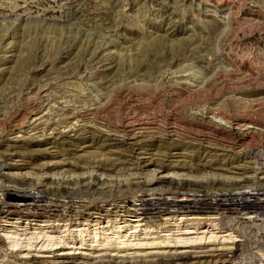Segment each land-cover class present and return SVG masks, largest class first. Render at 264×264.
Wrapping results in <instances>:
<instances>
[{
  "label": "rangeland",
  "instance_id": "374dc122",
  "mask_svg": "<svg viewBox=\"0 0 264 264\" xmlns=\"http://www.w3.org/2000/svg\"><path fill=\"white\" fill-rule=\"evenodd\" d=\"M223 189L264 200V0H0V264H264V211L179 209Z\"/></svg>",
  "mask_w": 264,
  "mask_h": 264
},
{
  "label": "bare ground",
  "instance_id": "6f19581e",
  "mask_svg": "<svg viewBox=\"0 0 264 264\" xmlns=\"http://www.w3.org/2000/svg\"><path fill=\"white\" fill-rule=\"evenodd\" d=\"M237 125H239L240 127H244L246 129H250V128H252L251 126L254 125V123H252L251 121H248V122L242 121V122H239V124H237ZM128 127H129V125H128ZM26 180H27L26 178H20V180H18L17 183L20 184L21 186H24L27 183ZM248 181H249L248 178H242L241 180L239 179L238 181L233 180V181H229V182H224L222 180H211V179L207 178V179H203V180H194L192 182L182 180V183H178L177 185L179 188L189 187V189L192 188L193 186L200 187L203 184L206 187H208L209 189H215L219 186H228V187L234 188V187L241 186L242 183H245ZM73 182H74V180H73ZM69 183L71 184L72 180H70ZM98 185L104 186V184H102L100 182ZM73 186L66 187V189H64L62 192L61 191L56 192L55 189H53L55 192H53L52 190H46L43 192L44 195L43 196L40 195L39 197H38V195L31 197L28 194L29 190L27 191L26 188H21V189L16 188L17 190H14L12 188H7L6 194L17 193V194L22 195L26 198H30L35 203L44 202L45 200H49L50 197H57V198H59V201H60V199L65 197V196H66V198H71V199L73 198V196L75 195V193L73 191V189H74ZM122 187H124V186H121V188ZM63 188H65V187H63ZM222 191H224V193H221L219 195L218 194L217 195L204 194V195H202V197H198L197 195H194L193 200L190 201L189 203L178 205L180 207L179 209L184 210V211L193 210V211H199V212L225 211V212H229L233 215H237V216H240L243 213L253 212V213L257 214L258 211H264V200L261 201V198H257L256 196H250L249 194H246V193L236 194V193H234L233 189H225V190L223 189V190H221V192ZM101 192L103 193L105 191H101ZM197 192H202V191H197ZM79 194H81V193H79ZM254 197H256V198H254ZM82 207L87 208L86 206H82ZM163 208L164 207H161V208H159V207H153L152 208L151 207L152 210L149 213H153L154 211L160 212V210H162ZM169 209H170V207H169ZM169 209L165 208L164 211L169 212L170 211ZM0 213H1V210H0ZM146 214H148V213H146ZM30 216L31 217H39V218L43 217L38 211L34 214H30L29 217ZM94 237L97 238V235ZM238 251L242 252V249H238Z\"/></svg>",
  "mask_w": 264,
  "mask_h": 264
}]
</instances>
